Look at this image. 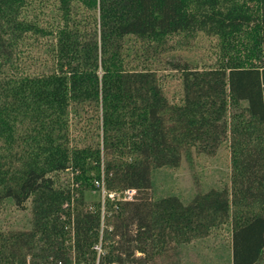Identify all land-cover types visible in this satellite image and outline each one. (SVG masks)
Here are the masks:
<instances>
[{
    "label": "trees",
    "instance_id": "16d2710c",
    "mask_svg": "<svg viewBox=\"0 0 264 264\" xmlns=\"http://www.w3.org/2000/svg\"><path fill=\"white\" fill-rule=\"evenodd\" d=\"M190 39L215 61L182 63ZM161 69L181 71L179 101ZM225 142L230 187L146 193L155 168ZM98 181L138 194L103 199ZM8 200L31 201L32 224L0 228V264H180L177 246L225 225L228 264H264V0H0V213Z\"/></svg>",
    "mask_w": 264,
    "mask_h": 264
},
{
    "label": "rangeland",
    "instance_id": "374dc122",
    "mask_svg": "<svg viewBox=\"0 0 264 264\" xmlns=\"http://www.w3.org/2000/svg\"><path fill=\"white\" fill-rule=\"evenodd\" d=\"M35 35L25 46V53H36L42 51L43 40L41 35ZM193 40L183 43L181 62L190 61L196 66L211 64L215 59L201 49L192 47ZM33 62L34 69L40 68L38 63ZM160 74L165 76V91L171 100L179 101L182 97L183 87L181 82V71L173 69H161ZM228 142H225L215 155L198 153L195 150L191 155H185L178 167H160L152 172V187L146 193L154 198L168 195H177L185 203H188L198 192H205L213 187L223 188L231 186V156ZM61 179L68 182L71 173L66 171L60 174ZM125 190V189H124ZM119 190V199L124 200ZM144 193V191H142ZM138 194V191L137 193ZM140 194V193H139ZM105 195H108L105 193ZM103 195V199L104 196ZM99 199L98 192H90L87 200L91 203ZM32 224L31 201L24 207L17 206L14 201L8 200L0 213V228L4 229H26ZM231 226L225 225L211 233L209 236L194 240L191 243L177 246L174 250L180 264H228L231 260ZM101 251V246L99 245ZM140 254V253H139Z\"/></svg>",
    "mask_w": 264,
    "mask_h": 264
},
{
    "label": "built area",
    "instance_id": "2783aa9c",
    "mask_svg": "<svg viewBox=\"0 0 264 264\" xmlns=\"http://www.w3.org/2000/svg\"><path fill=\"white\" fill-rule=\"evenodd\" d=\"M97 184H101L102 185L103 195H105V193H107L110 198L119 199V194L117 193V191L107 192V190L105 189V186H104V181H102V182L98 181ZM136 193H137V189L136 188H126L124 190V193H122V195H123L122 197H123L124 200H133L134 197L136 196ZM98 247L99 246H97V248Z\"/></svg>",
    "mask_w": 264,
    "mask_h": 264
}]
</instances>
